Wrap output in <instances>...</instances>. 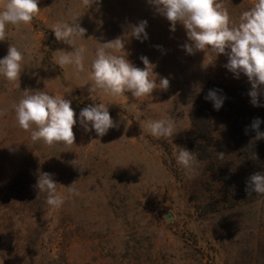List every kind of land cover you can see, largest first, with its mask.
Listing matches in <instances>:
<instances>
[{
    "label": "rangeland",
    "instance_id": "rangeland-1",
    "mask_svg": "<svg viewBox=\"0 0 264 264\" xmlns=\"http://www.w3.org/2000/svg\"><path fill=\"white\" fill-rule=\"evenodd\" d=\"M218 2L231 27L255 0ZM38 9L29 23L0 28V57L10 45L22 54L17 80L0 77V264H264V194L245 191L251 175L264 173V153L251 147L256 133L236 110L232 118L209 114V138L193 131L191 117L209 85L238 89L236 105L263 116L264 93L253 106L250 82L224 67L226 54H187L184 27L171 31L149 0H39ZM140 21H147L148 39L126 37ZM58 22L78 23L84 33L72 45L57 41ZM117 37L134 66L143 68L146 56L155 66L150 78H168L167 89L89 98L96 50ZM73 48L82 49L80 64L59 65L54 52ZM25 90L65 97L76 117L102 102L114 127L98 137L77 123L67 147L33 141L14 112ZM146 119L174 120L173 135L152 136L141 125ZM175 146L194 152L191 178L176 164ZM41 172L57 182L60 206L38 196Z\"/></svg>",
    "mask_w": 264,
    "mask_h": 264
},
{
    "label": "clouds",
    "instance_id": "clouds-1",
    "mask_svg": "<svg viewBox=\"0 0 264 264\" xmlns=\"http://www.w3.org/2000/svg\"><path fill=\"white\" fill-rule=\"evenodd\" d=\"M38 2L39 0H7L0 9V28L5 24L18 26L29 23L33 13L39 10ZM149 3L170 22L171 31H175L177 23L184 27L187 42L182 47L187 54L197 51H203L206 55L212 53L215 57L226 54L227 63L224 67L236 78L241 74L247 77L251 84L248 93L250 102L253 106H259L258 96L264 93V0H255L251 8L241 13L240 22L231 27L227 10L222 9L218 0H149ZM146 26L147 21L132 25L126 37L141 42L147 40ZM52 32L57 41L72 45V38L84 33V29L78 23L69 25L58 22L53 26ZM73 49L71 52H54L59 53L56 57L57 63L61 66L70 63L79 65L82 49ZM107 49L122 50L124 54H116ZM140 60L143 68L134 66L127 59L124 41L120 37L100 43L90 65L92 84L88 87L89 98L93 100V96L101 91L112 95L130 92L132 97L141 98L151 95L156 88L167 89L168 78L161 77L157 83V78H150L156 77L153 72L155 66L146 56H141ZM21 61V52L10 45L7 54L0 57V77L9 82L17 80L21 73ZM200 91V85H195L194 94H199ZM219 91L210 89L205 97L217 111L225 100L224 96L218 94ZM24 93L23 98L14 105L15 118L21 129L31 130L33 141L39 140L49 146L59 144L67 147L74 143L73 127L77 123L85 133L94 131L98 137L104 136L114 127L108 107L102 102L83 107L76 117L71 101L65 97L49 95L45 90H25ZM261 122L260 118H255L250 124V128L256 133V140L264 139V132L260 131ZM141 125L154 137H169L173 135L175 127L172 119H146L141 121ZM173 156L176 164L191 178L195 173L194 152L175 146ZM72 163L75 164V161ZM56 186L57 182L52 174H38L35 185L38 196L45 193L46 203L52 207L60 206L64 200ZM65 188L71 191L72 186ZM245 191L264 194V173L251 175L246 182Z\"/></svg>",
    "mask_w": 264,
    "mask_h": 264
},
{
    "label": "trees",
    "instance_id": "trees-1",
    "mask_svg": "<svg viewBox=\"0 0 264 264\" xmlns=\"http://www.w3.org/2000/svg\"><path fill=\"white\" fill-rule=\"evenodd\" d=\"M210 89L220 90L218 94L226 97L224 100L223 106L218 111L214 110L211 101H208L205 99ZM238 91H239L238 89L233 90V89H227V88H224L218 85H209L205 89L201 98L198 100V102L193 107V110L191 113V117L193 120V131L196 132L197 134L199 133V135L206 133V136H208L209 138V122H208L209 114L217 113L220 115H225V117L227 118H232L234 117V111L236 110L239 112V115L242 117V119L245 122H249V124L253 121L254 118H260V120L262 121L260 124V131L264 132V116L263 115L247 111L248 110L247 107H240L239 105H236L235 99L239 93ZM244 106H246L245 102H244ZM200 109H206V113H204V115H198V111ZM248 128H249V131H252L250 126ZM251 147L257 148L258 150L262 151V153H264V139L256 140L255 142H253V144L251 141Z\"/></svg>",
    "mask_w": 264,
    "mask_h": 264
},
{
    "label": "water",
    "instance_id": "water-1",
    "mask_svg": "<svg viewBox=\"0 0 264 264\" xmlns=\"http://www.w3.org/2000/svg\"><path fill=\"white\" fill-rule=\"evenodd\" d=\"M166 218H167V219H171V215H167Z\"/></svg>",
    "mask_w": 264,
    "mask_h": 264
}]
</instances>
